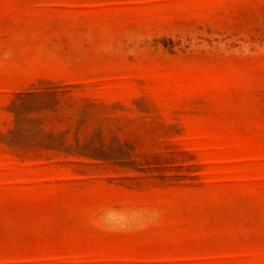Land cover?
I'll use <instances>...</instances> for the list:
<instances>
[{
    "label": "rangeland",
    "instance_id": "374dc122",
    "mask_svg": "<svg viewBox=\"0 0 264 264\" xmlns=\"http://www.w3.org/2000/svg\"><path fill=\"white\" fill-rule=\"evenodd\" d=\"M0 264H264V0H0Z\"/></svg>",
    "mask_w": 264,
    "mask_h": 264
}]
</instances>
